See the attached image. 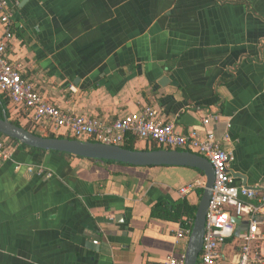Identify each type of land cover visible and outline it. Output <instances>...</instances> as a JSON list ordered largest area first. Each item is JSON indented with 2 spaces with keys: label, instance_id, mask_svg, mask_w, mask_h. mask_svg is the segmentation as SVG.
<instances>
[{
  "label": "crops",
  "instance_id": "obj_1",
  "mask_svg": "<svg viewBox=\"0 0 264 264\" xmlns=\"http://www.w3.org/2000/svg\"><path fill=\"white\" fill-rule=\"evenodd\" d=\"M10 1L9 58L54 104L107 121L149 105L181 132L212 130L233 154L235 184L264 189V0ZM207 116L215 118L203 126ZM204 180L186 166L18 149L0 160V264H158L184 255L188 240L175 232L192 221L151 211L158 202L196 206ZM234 222L221 264L237 261L247 230V216ZM257 250L264 256V240Z\"/></svg>",
  "mask_w": 264,
  "mask_h": 264
},
{
  "label": "built area",
  "instance_id": "obj_2",
  "mask_svg": "<svg viewBox=\"0 0 264 264\" xmlns=\"http://www.w3.org/2000/svg\"><path fill=\"white\" fill-rule=\"evenodd\" d=\"M15 5V1L0 0V94L8 98L6 109L10 118L28 125L29 131L40 135L52 133L56 137L114 145H121L131 135L145 142L143 147L150 148L154 143L160 149L187 150L205 157L213 167L214 179L197 264H221L220 248L235 231L232 217L241 215L247 216V230L240 236L238 259L232 264H264V256L257 250L258 242L264 240L261 228H264V219L258 217L264 210V189L258 191L235 184L231 173L234 157L223 147L221 139L212 130L204 134L196 128L181 132L174 122L162 119L149 105L107 121L97 115L73 113L54 104L33 81L22 76L21 65L9 58L8 49L15 38ZM211 117L215 118H203L202 125H207ZM18 148V142L6 136L1 138L0 160L12 159ZM19 167L17 164L16 168ZM26 171L44 178L52 176L43 166H27ZM190 188V185L183 186L179 192L186 193ZM189 233L190 228H180L175 232V239L187 241ZM158 264H184V255L169 254Z\"/></svg>",
  "mask_w": 264,
  "mask_h": 264
},
{
  "label": "water",
  "instance_id": "obj_3",
  "mask_svg": "<svg viewBox=\"0 0 264 264\" xmlns=\"http://www.w3.org/2000/svg\"><path fill=\"white\" fill-rule=\"evenodd\" d=\"M0 134L28 147L87 159L116 161L133 166H186L201 171L205 179L204 185L196 205L184 254V264H197L214 179L213 167L205 157L187 150L129 149L121 145L90 140L43 136L16 125L8 118L6 110H3V116L0 117ZM232 220L234 221L235 217H232Z\"/></svg>",
  "mask_w": 264,
  "mask_h": 264
},
{
  "label": "trees",
  "instance_id": "obj_4",
  "mask_svg": "<svg viewBox=\"0 0 264 264\" xmlns=\"http://www.w3.org/2000/svg\"><path fill=\"white\" fill-rule=\"evenodd\" d=\"M7 103H8V98L5 97L4 95L0 94V117L3 116V110H6L7 116L9 117L7 109H6ZM12 121L16 125H20V123L17 120H12ZM21 126H23L27 130H30V127L28 125H21ZM34 133L38 134L37 132H34ZM43 136L56 137L52 133H45V134H43ZM3 137H5V136L0 134V139L3 138ZM59 137L61 138V136H59ZM10 140L15 141L13 139H10ZM136 141L137 140H136L135 137H133L131 135H128L126 137V139L124 140V142L121 144V146L129 148V149H139V148L135 147ZM18 149L27 151L30 154L50 152V153L59 154V155H62V156H65V157H69V158L70 157H78V156H73V155L66 154V153H61V152L45 151V150H42V149L32 148V147L25 146L23 144H19V148ZM140 149H146L147 150V149H160V148L156 147L154 145V143H153L150 148L145 146V147L140 148ZM78 158H83V157H78ZM89 160L96 161V162H116V161L96 160V159H89ZM122 164H124V163H122ZM201 192H202V189H199L198 190V195L199 196L201 195ZM195 209H196L195 205L189 204L186 200H180V201L175 202V203L172 204V209H169L168 206L165 203L158 202V203H156L153 206L151 213L155 217H161V218H165V219H172V220L178 221L183 226H186V227L189 226L190 227V224L188 225L186 223V221L182 219V216H186L187 220L192 221L193 217H194Z\"/></svg>",
  "mask_w": 264,
  "mask_h": 264
},
{
  "label": "rangeland",
  "instance_id": "obj_5",
  "mask_svg": "<svg viewBox=\"0 0 264 264\" xmlns=\"http://www.w3.org/2000/svg\"><path fill=\"white\" fill-rule=\"evenodd\" d=\"M204 185V184H203Z\"/></svg>",
  "mask_w": 264,
  "mask_h": 264
}]
</instances>
